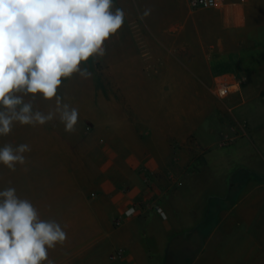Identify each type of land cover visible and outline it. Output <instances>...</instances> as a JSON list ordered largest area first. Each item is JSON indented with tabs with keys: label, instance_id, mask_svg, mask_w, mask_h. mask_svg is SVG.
Returning a JSON list of instances; mask_svg holds the SVG:
<instances>
[{
	"label": "crops",
	"instance_id": "crops-1",
	"mask_svg": "<svg viewBox=\"0 0 264 264\" xmlns=\"http://www.w3.org/2000/svg\"><path fill=\"white\" fill-rule=\"evenodd\" d=\"M113 2V11L116 7L124 11L125 22L105 45L109 48V77L120 94H179L161 84L150 90L148 74L175 80L180 78L177 74L182 65L188 64L195 78L207 80L218 65H230L219 79L237 82L238 87L223 106L230 120L241 118V138L223 157L207 155L210 169L203 177L199 172L183 174L178 167V154L166 137L178 139L180 124L159 134L147 121L151 136L143 142L118 136L115 143L126 149L117 158L122 163L106 167V154L95 155V172L80 180L79 186L83 190L90 184L94 196L79 199L73 206L75 214L66 218L65 242L48 250L54 264H164L176 238L208 214L209 201L228 193L220 178L234 162L241 165V171L232 168L227 177L229 187L241 178V221L246 225L264 209V0H224L220 9H208L213 19L206 23L199 22L201 9L191 10L188 0ZM145 10H150L147 16H143ZM220 158V164L215 163ZM141 170L156 190L142 183ZM169 174L183 177L182 186H167ZM166 186L165 198L150 201L153 191ZM153 206L161 207L163 215ZM130 208L135 213L126 216Z\"/></svg>",
	"mask_w": 264,
	"mask_h": 264
},
{
	"label": "rangeland",
	"instance_id": "rangeland-1",
	"mask_svg": "<svg viewBox=\"0 0 264 264\" xmlns=\"http://www.w3.org/2000/svg\"><path fill=\"white\" fill-rule=\"evenodd\" d=\"M210 11L199 10V22H211ZM104 49L103 55L91 57L86 62L91 72L89 78L74 73L62 78L57 90L61 104L78 109L74 132L64 130L55 97L46 100L40 93L33 96L21 90L12 95L22 97L23 103H30L33 113H53L54 118L44 125H21L17 121L8 135H0V148L28 144L31 149L23 154L25 163H17L14 171L0 162V191L15 188L17 197L28 200L37 210L39 220L55 221L64 231L69 226L66 218L75 214V203L94 196L90 184L86 190L79 186L80 180L90 178L95 172V155L106 154V167L122 163L117 158L119 152L126 149L125 145L115 143L118 136L126 141L136 138L143 142L151 136L152 129L147 127V121L155 125L154 131L159 134L180 124L182 133L178 139L168 134L166 137L170 148L178 154V167L183 174L186 171L199 172L203 177L210 169L207 155L223 157L227 149L241 138V118L237 122L230 120L228 110L223 106L227 98L221 99L214 92L216 83L222 81L219 79L221 73L230 65H218L217 72L207 80L195 78L193 68L188 64L182 65L181 73L177 74L180 78L175 80H162L160 74L150 72V90L161 84L166 89L175 88L179 94L122 95L110 80L109 48L104 45ZM84 66L82 62L81 67ZM21 106L18 105L16 110L19 111ZM0 111L7 110L0 105ZM221 159L215 163L220 164ZM232 168L241 171V165L234 162L223 168L220 178L228 193L209 201L212 208L208 214H203L188 233L176 238L164 264H264V209L255 218L247 220L246 225L241 221V202H238L241 178L232 181L229 187L227 175ZM143 171L142 183L156 190ZM182 178L169 174L167 186L181 187ZM167 186L160 192L153 191L150 201L165 198L164 191L167 194L169 190ZM212 232L214 236L210 239ZM222 233L228 236H220ZM197 257L200 260L194 263Z\"/></svg>",
	"mask_w": 264,
	"mask_h": 264
},
{
	"label": "clouds",
	"instance_id": "clouds-1",
	"mask_svg": "<svg viewBox=\"0 0 264 264\" xmlns=\"http://www.w3.org/2000/svg\"><path fill=\"white\" fill-rule=\"evenodd\" d=\"M113 8V0H0V105L7 110L0 111V135H8L17 121L44 125L54 118L33 113L30 103L12 95L21 90L46 100L55 97L64 130H76L78 109L61 104L57 90L62 78L74 73L91 76L86 62L103 55L105 41L125 22L124 11ZM30 150L28 144L6 145L0 148V162L14 171ZM66 238L59 223L39 220L15 188L0 191V264H54L48 250Z\"/></svg>",
	"mask_w": 264,
	"mask_h": 264
},
{
	"label": "built area",
	"instance_id": "built-area-1",
	"mask_svg": "<svg viewBox=\"0 0 264 264\" xmlns=\"http://www.w3.org/2000/svg\"><path fill=\"white\" fill-rule=\"evenodd\" d=\"M224 5V0H188V6L191 10L197 9H220ZM238 87L237 82L219 81L216 83L215 94L223 99L229 96ZM153 210L156 213H161L162 209L158 206H153ZM135 213L134 208L128 209L125 214L126 216L133 215Z\"/></svg>",
	"mask_w": 264,
	"mask_h": 264
}]
</instances>
